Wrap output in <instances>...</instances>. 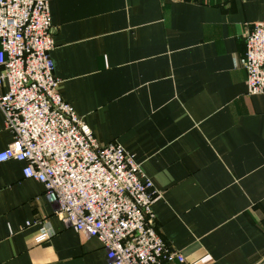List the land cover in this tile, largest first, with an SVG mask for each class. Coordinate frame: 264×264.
I'll return each instance as SVG.
<instances>
[{"label":"crops","instance_id":"0c3cea01","mask_svg":"<svg viewBox=\"0 0 264 264\" xmlns=\"http://www.w3.org/2000/svg\"><path fill=\"white\" fill-rule=\"evenodd\" d=\"M49 13L59 94L159 193L154 227L185 258L164 264L262 261L264 94L237 63L264 0H49ZM12 140L0 110V151ZM24 165L0 162V264H108Z\"/></svg>","mask_w":264,"mask_h":264},{"label":"built area","instance_id":"2783aa9c","mask_svg":"<svg viewBox=\"0 0 264 264\" xmlns=\"http://www.w3.org/2000/svg\"><path fill=\"white\" fill-rule=\"evenodd\" d=\"M53 35L49 0H0V110L13 135L0 162L23 161L24 178L43 185L65 226L102 243L108 264L184 263L154 227L159 193L140 163L120 144L99 142L59 94ZM237 65L247 94H264V18Z\"/></svg>","mask_w":264,"mask_h":264},{"label":"water","instance_id":"95a60500","mask_svg":"<svg viewBox=\"0 0 264 264\" xmlns=\"http://www.w3.org/2000/svg\"><path fill=\"white\" fill-rule=\"evenodd\" d=\"M264 263V259L262 261H260L258 264H263Z\"/></svg>","mask_w":264,"mask_h":264}]
</instances>
